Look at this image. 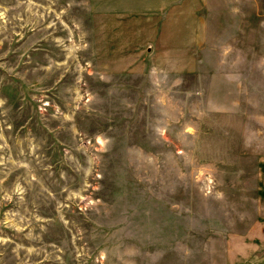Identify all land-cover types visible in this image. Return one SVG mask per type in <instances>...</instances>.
<instances>
[{"label": "rangeland", "instance_id": "374dc122", "mask_svg": "<svg viewBox=\"0 0 264 264\" xmlns=\"http://www.w3.org/2000/svg\"><path fill=\"white\" fill-rule=\"evenodd\" d=\"M259 252L264 0H0V264Z\"/></svg>", "mask_w": 264, "mask_h": 264}, {"label": "crops", "instance_id": "0c3cea01", "mask_svg": "<svg viewBox=\"0 0 264 264\" xmlns=\"http://www.w3.org/2000/svg\"><path fill=\"white\" fill-rule=\"evenodd\" d=\"M192 25V26H191ZM197 22L190 23V29H193V33H197ZM201 27V25H200ZM238 253V252H237ZM238 257V256H237ZM236 257V258H237ZM247 257V256H246ZM234 258V257H232ZM239 261L236 259H227L226 264H239ZM248 264H264V255H262L260 252L254 255V259L252 262H247ZM245 264V263H244Z\"/></svg>", "mask_w": 264, "mask_h": 264}]
</instances>
